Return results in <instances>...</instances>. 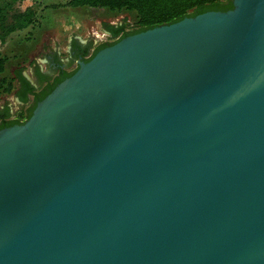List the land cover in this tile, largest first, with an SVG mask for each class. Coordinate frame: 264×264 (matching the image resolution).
<instances>
[{
  "label": "water",
  "instance_id": "water-1",
  "mask_svg": "<svg viewBox=\"0 0 264 264\" xmlns=\"http://www.w3.org/2000/svg\"><path fill=\"white\" fill-rule=\"evenodd\" d=\"M79 61L0 129V264H264V0Z\"/></svg>",
  "mask_w": 264,
  "mask_h": 264
},
{
  "label": "rangeland",
  "instance_id": "rangeland-1",
  "mask_svg": "<svg viewBox=\"0 0 264 264\" xmlns=\"http://www.w3.org/2000/svg\"><path fill=\"white\" fill-rule=\"evenodd\" d=\"M28 1L35 11V22L32 26L9 35L0 46V53L10 58L2 76L13 77L20 70L35 85L34 73L37 72V66L44 73L49 71L48 55L66 62L72 41L86 42L93 50L100 44L114 41L108 26H123L126 31L137 28L134 14L126 11L111 13L106 9L73 8L68 5V0ZM75 65L70 64L66 71L72 72L76 69ZM17 88V81L11 84L10 92H5L7 90L3 91L0 87V111L7 106L9 119L23 123L32 99L29 97L21 105L14 94Z\"/></svg>",
  "mask_w": 264,
  "mask_h": 264
},
{
  "label": "trees",
  "instance_id": "trees-1",
  "mask_svg": "<svg viewBox=\"0 0 264 264\" xmlns=\"http://www.w3.org/2000/svg\"><path fill=\"white\" fill-rule=\"evenodd\" d=\"M68 5L76 7H90L95 9H106L111 13L129 12L133 13L136 19L137 28L132 31L124 30L123 26H108L107 29L114 39L110 43H103L97 46L93 54L85 59L89 60L100 49L112 45L118 40L153 27L171 24L185 17H194L207 11H228L233 8L232 0H68ZM35 22V11L28 0H0V46H2L9 35L14 32L22 31L33 25ZM14 60V57H13ZM10 58L0 53V76L5 72V67ZM37 69V68H36ZM72 72H64L53 84L41 92L36 91L22 75L21 71L15 72L13 77H1L0 87L3 91L10 92L11 84L17 81L22 90L15 91V95L21 103L28 101L29 96L33 97V103L27 110L28 119L36 104L48 95L53 88L71 76ZM37 75L44 80L38 70ZM21 124L18 120L9 119V109L4 108L0 111V129Z\"/></svg>",
  "mask_w": 264,
  "mask_h": 264
},
{
  "label": "flooded vegetation",
  "instance_id": "flooded-vegetation-1",
  "mask_svg": "<svg viewBox=\"0 0 264 264\" xmlns=\"http://www.w3.org/2000/svg\"><path fill=\"white\" fill-rule=\"evenodd\" d=\"M94 50L95 48L91 50L90 45L86 42L84 43L77 40L72 41L70 45V52L66 62L54 58L55 56L48 55L47 57L49 61V71L44 73L39 69L38 66L36 69L42 76L45 77L44 80L37 75V72H35L34 75L36 78V85L28 81L29 84L38 92L46 90L47 87L53 84L57 78L61 77L64 72H67L66 69L70 64L75 63L77 69L78 62L84 61L85 59L89 58L93 54ZM22 87L23 86H20V84H18V92L22 90ZM29 97H31L33 103V97Z\"/></svg>",
  "mask_w": 264,
  "mask_h": 264
},
{
  "label": "crops",
  "instance_id": "crops-1",
  "mask_svg": "<svg viewBox=\"0 0 264 264\" xmlns=\"http://www.w3.org/2000/svg\"><path fill=\"white\" fill-rule=\"evenodd\" d=\"M24 77H25V76H24ZM25 79H26L27 81L31 82V81L28 80L27 78H25ZM31 83H32V82H31ZM15 98H16L17 101H19L17 97H15ZM19 103L22 105V103H21L20 101H19ZM6 107H7V106H6ZM7 108H8V107H7ZM9 114H10V113H9Z\"/></svg>",
  "mask_w": 264,
  "mask_h": 264
}]
</instances>
